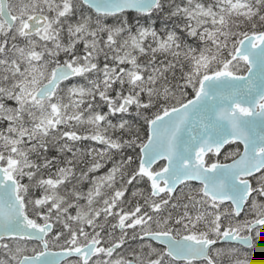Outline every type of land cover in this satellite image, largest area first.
Segmentation results:
<instances>
[{"label": "rangeland", "instance_id": "1", "mask_svg": "<svg viewBox=\"0 0 264 264\" xmlns=\"http://www.w3.org/2000/svg\"><path fill=\"white\" fill-rule=\"evenodd\" d=\"M248 1L159 0L155 9L161 10L167 6L175 13L193 18L197 26L207 22L219 27L226 22L221 13L224 10L221 9L227 8L234 14ZM29 6L25 14L39 7L49 13L55 24L64 28L63 39L60 51L55 45L58 52L36 53L31 49L34 55L32 59H27V66L12 76L15 79L13 85L8 91H0L9 101L0 104V150L5 148L6 153L1 159L8 164L10 173L18 177H22L24 168H31L24 173L30 176L29 180L19 184L18 191L24 210L34 215L31 218L34 222H52L56 227L50 233L48 243L60 240L65 244L64 248L79 247L91 241L98 244L99 251L89 261L70 259L63 264H126L128 259L135 260L137 264H173L163 247L144 239L143 235L166 233L175 238L185 236L202 240L210 239L213 235L220 237L232 230L239 233L247 230V224L264 212V170L251 178L254 195L248 201L245 216L237 219L231 217L232 212L228 211L230 205L213 201L202 192L201 186L193 183L183 185L174 197L164 198L154 205L144 196L147 190L141 178H134L133 175L124 178L126 169L120 170L118 167L121 152L129 148L128 140L140 133L142 126L140 112L133 110L130 113L128 108L143 105L139 102L140 97L154 90L156 78L161 73L157 62H147L144 56L138 57V54L165 51L175 41V36L170 34L165 37L162 32L155 31L150 17H132L126 12L116 17H94L78 0H31ZM46 38L48 36L44 32L32 45H48ZM50 56L69 65L75 75L68 84L59 86L51 97L37 99L36 91L51 73L48 70L52 65ZM228 67L247 69L246 63L239 59H234ZM169 92L174 93L173 90ZM126 102L128 105L122 109ZM118 118L126 120L120 119L119 122ZM120 129L125 134H120ZM84 138L118 152L115 161L111 160L114 156L110 158L108 153L98 155L94 151L90 154L89 158L94 160L92 171L96 176L89 181V189L85 187V191L80 189L83 184H73H78L82 176L74 175V182L69 181L71 177L64 182L63 178H44L37 164L26 159L25 148H20L22 143L33 140L36 141L34 152L61 146L65 159L69 158L67 161L80 154L81 165L84 162L81 160L83 153L78 145L82 144ZM7 144L10 146L6 150ZM96 146L92 148L96 150ZM229 149L223 152L222 157L226 161L232 160L240 152V149ZM12 152L15 153L14 157L10 156ZM2 155L0 153V157ZM163 165V161L159 162L153 170L157 171ZM136 196L144 198L143 202L148 207L133 205ZM203 202L211 212L198 224L200 231L172 220L173 215L178 213L173 210L178 209L179 204L189 207L193 211V218ZM73 205L74 210L71 211ZM62 213L71 221L57 218ZM108 220L118 226L117 231L111 230V226L104 228ZM188 222L196 225L194 219H188ZM256 242L264 254V229L258 230ZM37 251H41V248L35 242L0 241V264H13L22 256ZM214 251L215 256L220 257L217 264H258L257 258L254 259L255 253L240 251L236 246H220Z\"/></svg>", "mask_w": 264, "mask_h": 264}, {"label": "water", "instance_id": "2", "mask_svg": "<svg viewBox=\"0 0 264 264\" xmlns=\"http://www.w3.org/2000/svg\"><path fill=\"white\" fill-rule=\"evenodd\" d=\"M97 14L115 15L124 11L147 13L158 0H81ZM1 17L11 26L14 18L0 0ZM45 25V17L36 14L28 19L27 34ZM247 64L245 74L221 70L205 75L194 97L154 118L148 126V138L140 148V173L152 185V194L173 195L183 182L202 186L205 195L230 203L240 213L251 194L250 181L264 168V32L244 37L234 54ZM69 65L55 67L51 79L35 96L44 99L53 93L62 80L73 76ZM128 103L123 106L125 109ZM230 142L239 143L237 157L225 163L206 165L210 153H221ZM164 161L159 171L155 164ZM264 223V219H262ZM260 224V222L255 225ZM252 225L251 227L255 226ZM53 225H36L23 212L16 192V183L0 167V240L25 239L39 242L42 251L25 255L16 264H61L70 258L88 261L97 251V243L82 247L52 250L46 236ZM145 239L165 248L177 261H211L212 242L191 237L174 238L170 234L148 233ZM221 242L251 246L249 236L225 234ZM264 264V259H259ZM127 264H136L133 260ZM154 264V263H151Z\"/></svg>", "mask_w": 264, "mask_h": 264}, {"label": "trees", "instance_id": "3", "mask_svg": "<svg viewBox=\"0 0 264 264\" xmlns=\"http://www.w3.org/2000/svg\"><path fill=\"white\" fill-rule=\"evenodd\" d=\"M221 10H224L221 13L222 17H225L226 20L224 25L222 24L217 27V24L204 23L198 28L195 27V23L191 17L180 12L175 13L167 6L161 10L154 8L149 13V15H137L132 12L126 13L132 17H150L153 21L152 27L155 31L162 32V35H165V37L170 34L175 36V41L165 51L161 52L156 50L141 52L138 54V57L141 55L144 56L147 59V62H157L161 67V73L156 78L154 90L151 91L150 94L143 93V95L140 97L139 102H141L143 105H131L128 108L130 113L133 110L140 112V116L143 118L142 126L140 127V133H137L134 135L135 137H132L128 140L130 143L129 148L121 152V155L117 161L120 170L126 169V177L124 178H129L132 175L134 178H136L135 176L141 178L142 182L144 183V187L147 190L144 196H147L154 205H158L159 202L164 198L172 197H170L168 194L158 197L153 196L148 179L138 173L140 159L139 149L148 137V123L161 113L177 107L178 105L192 98L195 95L203 76L222 69H228L231 72L237 74L244 73L245 70L243 69L228 67L230 63L234 61V53L240 41L244 37L250 34L264 32V0H249L245 6L234 11V14L232 13L233 11H229L227 8ZM229 26L231 27L230 30ZM200 62L201 64L199 65ZM71 80L72 79L63 82L62 85L68 84ZM112 85L115 86L114 83ZM170 90H173L174 93L170 94ZM120 119L121 118H118L119 122L126 120L121 119L120 121ZM119 133L125 134L121 129ZM229 148L236 150L240 149L241 146L238 143H229L225 147L224 151L228 150ZM96 151L98 152V155L108 153L110 158L111 155L114 156V158H111V160L115 161L117 158V151L109 149L107 146L102 144L96 146ZM222 153L219 155L215 153H209L205 157L206 165L226 161L222 157ZM82 157L85 158V155L83 154ZM76 163L77 162L74 160L65 163V171L67 175L73 173V168L75 167ZM81 165L83 167L84 163ZM84 187L85 186L80 187V189H82L81 191L84 190ZM143 199L144 198L136 196V200L133 205L141 206L142 208L148 207L147 203L144 204ZM71 209L73 211L74 207ZM25 210L26 214L30 218L34 217L31 212H29L27 209ZM173 211L178 212L177 215H173V221L183 223L189 227L191 226L190 228L192 230L198 232L200 231L197 228L198 224L200 225L201 220L207 213L210 212V209L207 208L203 202L199 212H197L193 218L191 217L193 211L189 207H184L182 204H179L178 209L175 208ZM185 215H188L187 218H180L181 216L183 217ZM65 217H67L66 214L62 213L61 215L58 214L57 218L67 221L69 218L67 217L66 219ZM188 219H194L196 225L194 226V224L189 223ZM35 222L39 223L37 221ZM110 222L111 220H108L106 224L107 227L104 228L111 226L112 230L114 229V232L117 231L118 226L111 224L112 222ZM55 229L56 227H54L53 231H55ZM59 229L61 228L59 227ZM49 244L53 248L65 247V244L60 240ZM173 264L199 263L175 262Z\"/></svg>", "mask_w": 264, "mask_h": 264}, {"label": "flooded vegetation", "instance_id": "4", "mask_svg": "<svg viewBox=\"0 0 264 264\" xmlns=\"http://www.w3.org/2000/svg\"><path fill=\"white\" fill-rule=\"evenodd\" d=\"M5 1H6L7 9L9 10L11 16L14 17V22L12 23L11 26H9L8 24L5 23V21L2 19L1 15H0V91L1 90L8 91L10 89V87L13 85V82H15V79H13L12 76H15L21 68H23L24 66H27L26 61L28 58L32 59V57L34 55V51H32L31 49L36 50L35 51L36 53H40V52H45V53L50 52L51 53V52L60 51V43L63 39L62 35H63V30H64V28L60 27V25H56L55 20H53L51 18L50 14L47 13L41 7L37 8V9H31L30 10L31 13L29 12L28 14H25L24 12L29 10V7H30L29 3L31 0H5ZM36 14H40V15L45 16V25L43 27L37 29L34 33L27 34L26 30L29 28L28 19L30 17L36 15ZM44 32L48 36V38H46V42L48 43V45L33 46L32 44L35 42V39L39 38V36ZM55 45H57L58 51L55 49V47H56ZM50 58H51L50 63L52 65H49L50 68H48V70L51 71V73L49 74L48 79H46L45 82L48 81L49 78L51 77V74H52L54 67H56L57 65H60L62 62L59 58L56 59L52 56H50ZM1 61H2V63H1ZM29 79H31L30 76H29ZM61 85H62V83L60 84V86ZM58 87H59V85L57 86V88ZM4 96H5V94H3V95H2V93L0 94V104H2L3 102L9 103V101H7L6 97H4ZM84 140H85V143L87 145H91V148L94 147L97 143L96 141L95 142L92 141V139L88 140V139L84 138L83 141ZM35 142L36 141L33 140L31 143L24 142V143H22V145H20V148H23V149L25 148V150H26L25 151L27 153L26 159H28V161L30 160L32 162H35L37 164L38 168H40L39 172L42 174V176L43 175L45 176L44 178H49V177H52V179L63 178L62 180L64 182L66 179V175H65L66 174V171H65L66 164L65 163L67 160L65 159V155L63 154L61 148L53 147L50 144V146H52V147H48L46 149H38L37 151L34 152L33 147H35ZM1 145H3V144L1 143ZM8 146H10V145H8V144L6 145V150H7ZM30 147H31V149H30ZM4 149L5 148L0 150V153H3V155L0 157V167L4 168L5 171H7V173L9 174V176L15 180L17 194L19 195V191H18L19 187L18 186H19V184L22 185V183L24 184L29 180L30 176H28L27 174L24 175V173L30 171L31 168L30 167L24 168L22 170L23 171L22 177H20V176L18 177L16 175H13L12 173H10V171L8 170V164L4 163L1 159L4 156H6ZM92 150L95 151V148H92L91 151ZM45 153L47 154V156H44V155H46ZM79 155L80 154H77L76 157L73 159L74 161H76V162L78 161V162L76 163L75 167L73 168V173L68 174V176L71 177L69 181H71V182L75 181L76 177L74 175L82 176L81 178H83V179L81 181H78V184H76V183H73V184L76 186L79 184H83L86 188L89 189V187H87V186H89V181L91 182L93 177L96 176L92 171V167L94 166V163H93L94 160L92 158L85 157L84 158V166L85 167L84 166L82 167L79 163V159H80ZM10 156L14 157L15 153L12 152V154ZM86 162H87V164H86ZM41 163H43V164H41ZM51 170H53V171H51ZM50 171L53 172L54 174L51 173ZM89 171H92V172H89ZM19 196H21V195H19ZM247 206H248V204H246L245 210L240 214V217L245 216L247 208H248ZM263 216H264V212H262L261 215L258 218H256L254 221L249 222L247 224V230L241 231L239 233V235H248V234L251 235L252 241H253V246L251 248L245 249V250L248 251L249 253H255L254 259L257 258L256 261L259 259V256L264 257V254L258 249V245L256 242L257 232L260 229H264V225L252 227L251 229H249V227L252 226L253 224H256L260 220H262L261 218ZM220 237H218L217 235H213L210 239H208L210 241H213V245L211 246V248L209 250V255L212 259V262L210 263L208 261H205L208 264H217L219 262L220 257L218 255L215 256V251H214V249H216L217 247H220V246L223 247L225 245L226 246H236V249H239L240 251L244 250L239 245L221 243L219 241ZM261 248H263V247H261ZM202 262L203 261H201L200 263H202Z\"/></svg>", "mask_w": 264, "mask_h": 264}, {"label": "bare ground", "instance_id": "5", "mask_svg": "<svg viewBox=\"0 0 264 264\" xmlns=\"http://www.w3.org/2000/svg\"><path fill=\"white\" fill-rule=\"evenodd\" d=\"M195 4V3H194ZM197 6V5H196ZM191 7V6H190ZM64 42V41H63ZM67 43V42H66ZM128 84V83H127ZM82 85V84H81ZM89 87V86H88ZM117 91V90H116ZM138 100V99H137ZM23 119V118H22ZM118 120V119H117ZM134 123V122H133ZM108 125V124H107ZM108 128V127H107ZM125 131V130H124ZM78 132V131H77ZM56 140V139H55ZM120 140V139H119ZM30 145V144H29ZM60 148H61V146H60ZM30 149H31V147H30ZM64 150H65V148H63ZM78 149L81 151V152H83V154L85 155V157H89V156H91L92 154V151H91V149H90V145H87L86 143H85V141H83L82 142V144H80L79 146H78ZM54 150V149H53ZM59 150V149H58ZM41 153V152H40ZM54 153V152H53ZM46 154V153H45ZM91 154V155H90ZM62 155V154H61ZM34 156V155H33ZM44 156H47V154L46 155H44ZM50 156V155H49ZM37 157V156H36ZM41 158V157H40ZM39 158V159H40ZM68 158V157H67ZM64 159V158H63ZM69 159V158H68ZM67 159V160H68ZM46 160V159H45ZM44 160V161H45ZM38 161V160H37ZM65 161V160H64ZM88 161V160H87ZM42 162V161H41ZM40 163V162H39ZM84 163V162H83ZM41 164H43V163H41ZM86 164H87V162H86ZM39 165V164H38ZM40 166V165H39ZM85 167V166H84ZM88 168V167H87ZM77 170V169H76ZM83 170V169H82ZM51 171H53V170H51ZM50 171V172H51ZM79 171V170H78ZM81 171V170H80ZM55 172V171H54ZM88 172V171H87ZM89 172H92V171H89ZM51 173H53V172H51ZM81 173V172H80ZM54 174V173H53ZM79 174V173H78ZM77 174V175H78ZM86 174V173H85ZM90 174V173H89ZM95 174V173H94ZM52 175V174H51ZM84 176V175H83ZM81 177V176H80ZM84 185H81L80 187H83ZM85 187H84V190L83 191H85ZM75 203V202H74ZM73 207H74V205H73ZM71 211H72V209H71ZM70 212V211H69ZM71 213V212H70ZM69 213V214H70ZM71 215V214H70ZM66 219H67V217H65ZM69 220V219H68ZM67 220V221H68ZM69 221H71V220H69ZM110 221V220H109ZM111 223V222H110ZM110 223H108V224H110ZM112 224V223H111ZM73 226V225H72ZM104 227H107V225L106 226H104ZM75 228V227H74ZM109 228V227H108ZM100 229V228H99ZM101 229H103V228H101ZM111 230H112V228H111ZM101 231H103V230H101ZM113 231H114V229H113ZM234 232V234L236 235V236H239V232L238 231H233ZM113 233V232H112ZM104 234H106V233H104ZM111 234V233H110Z\"/></svg>", "mask_w": 264, "mask_h": 264}]
</instances>
